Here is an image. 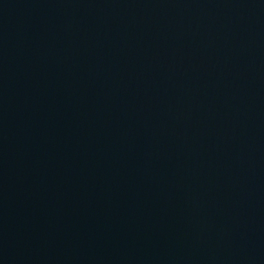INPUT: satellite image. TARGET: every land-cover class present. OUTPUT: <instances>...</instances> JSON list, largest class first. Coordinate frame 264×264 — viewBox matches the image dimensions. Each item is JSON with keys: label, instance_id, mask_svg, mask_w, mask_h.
Wrapping results in <instances>:
<instances>
[{"label": "water", "instance_id": "water-1", "mask_svg": "<svg viewBox=\"0 0 264 264\" xmlns=\"http://www.w3.org/2000/svg\"><path fill=\"white\" fill-rule=\"evenodd\" d=\"M0 264H264V0H0Z\"/></svg>", "mask_w": 264, "mask_h": 264}]
</instances>
